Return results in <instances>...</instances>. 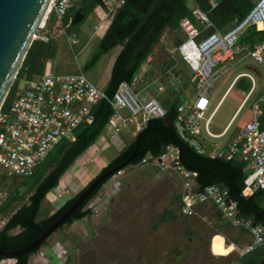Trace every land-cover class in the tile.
I'll use <instances>...</instances> for the list:
<instances>
[{"label": "built area", "instance_id": "1", "mask_svg": "<svg viewBox=\"0 0 264 264\" xmlns=\"http://www.w3.org/2000/svg\"><path fill=\"white\" fill-rule=\"evenodd\" d=\"M125 1L106 0L108 9L105 19L113 16ZM188 2L196 22L190 17L181 21L184 41L175 47L171 55L182 59L193 71L194 88L192 94L188 93V89L184 90L186 99L178 106L175 126L185 141L197 152L205 154L207 150L200 141L201 122L206 119L217 83L234 70L240 56L250 58L264 68V42L254 46L239 42L241 33L248 26L264 23V0H256L248 15L226 32L216 28L209 13L195 0ZM75 4L74 0H52L48 14L54 13L57 17L54 29L51 33L43 30L44 22L34 33L33 39L48 42L58 40L61 35L75 39L76 34L68 35L64 23L65 16ZM209 5L213 9L218 1L209 0ZM173 68L158 72L153 77H148L149 69V72L140 70L131 82L120 84L110 99L115 110L107 126L111 137L102 135L101 143L94 144L96 149L122 144L120 128L140 114L142 122L138 131L145 128L152 118L166 115L159 94L168 88L175 91L182 88L181 79L171 75ZM242 76L252 80L244 98L247 101L256 92V80L249 73H241L236 77L234 86ZM24 81L25 87L11 107L0 110V172L9 178L23 179L33 175L62 140H75L74 130L85 121L91 122L93 106L108 98L105 90L98 88L84 71L61 73L52 60L48 61L42 76L33 81ZM216 156L245 163V196L259 189L264 190V92L260 95L257 93L250 104L249 116L242 122L237 135ZM152 160L158 162L161 170L178 173L182 187L181 212L184 216H197L200 206L213 204L235 228L248 231L251 240L242 248L235 249L238 254L244 255L264 246V225L240 216L238 203L230 198L226 188L211 184L198 190V173L181 163L178 146L170 144L159 157L149 154L142 162L145 164ZM123 171L116 172L112 181ZM118 183L120 181L115 180L114 191L119 189ZM93 205L90 203L89 207L94 212ZM53 250L61 258L68 254V248L61 242L54 244ZM4 262L3 259L0 264Z\"/></svg>", "mask_w": 264, "mask_h": 264}, {"label": "trees", "instance_id": "2", "mask_svg": "<svg viewBox=\"0 0 264 264\" xmlns=\"http://www.w3.org/2000/svg\"><path fill=\"white\" fill-rule=\"evenodd\" d=\"M74 1L75 7L64 18L68 35L78 33L79 26L98 6L95 0ZM195 1L209 13L216 28L226 32L248 15L256 0H217L218 5L213 9L209 5V0ZM80 6H84L86 18L81 23L73 25L72 19ZM186 17L195 21L188 0H126L116 9L111 23L101 39L99 50L83 68L84 72L91 70L105 53L116 46H122L113 66L110 81L105 89L108 98L93 106L91 110L92 121H85L74 130L75 140H62L33 175L23 179L9 178L0 172V192L7 193L6 198L0 204V220L7 218L4 226L0 229V246L6 250H18L31 243L77 199L94 179L129 158L137 144H139L138 153L122 170L143 164V159L149 154L159 157L165 152L168 145H176L180 148L181 163L198 173L196 177L198 190H203L211 184H218L226 188L230 198L237 201L240 216L252 218L255 223L264 225V190L259 189L250 196L243 194L247 176L245 163L219 158L209 152L201 154L178 133L175 126L178 106L185 100L184 90L194 85V73L182 59L172 56L168 57L160 70H151V74L155 75L174 67L171 75L180 78L182 81L180 91L169 88L158 96L166 109V115L152 118L147 126L138 132L135 139L127 144L107 166L103 167L85 188L68 199L59 209L53 213L47 211L46 216L41 218L43 205L48 194L59 187L63 177L76 164L77 160L105 133L109 120L115 113L110 99L113 98L120 84L133 80L152 55L155 47L161 42L166 31L175 34V46L184 41L180 28L181 21ZM56 21L57 17L54 13L48 14L44 21L45 27L42 29L51 33ZM239 42L252 46L263 43L264 28L258 29L256 24L248 26L241 33ZM57 51V40L52 39L47 42L37 39L33 41L2 106L3 110L10 108L18 93L22 91L20 84L23 80L33 81L44 74L48 61L55 60ZM113 175L102 182L55 232L93 215V210L88 206L104 185L112 179ZM181 207L182 205L179 206L180 209ZM176 217L174 209H166L156 226L158 227ZM227 224L234 229L231 223L228 222ZM238 231L241 233L239 236L242 237L241 235L245 230L240 229ZM217 232L222 234V227L217 229ZM223 235L228 243H237V240L231 238L226 232ZM47 241L48 239L33 251L14 258L15 264H29L31 256L36 254ZM3 259L6 258L0 256V261ZM69 260L70 258L67 261ZM228 264H264V246L244 255L237 253L230 258Z\"/></svg>", "mask_w": 264, "mask_h": 264}, {"label": "rangeland", "instance_id": "3", "mask_svg": "<svg viewBox=\"0 0 264 264\" xmlns=\"http://www.w3.org/2000/svg\"><path fill=\"white\" fill-rule=\"evenodd\" d=\"M101 13L104 21L112 20V16L105 19L106 13L103 11ZM99 23L92 13L79 26L75 39L68 40L65 35L59 37L58 51L54 60V66L59 72L83 71L99 50L102 37L101 34L95 33L96 25ZM174 42L175 34L166 31L161 42L143 65V69L160 70L168 57L172 56L171 52L176 47ZM121 50V45L114 47L101 57L95 67L86 72L101 90L106 89ZM247 64L256 67L262 73V79H258L259 91L264 80V68L250 59ZM244 69L245 65L237 66L217 83L211 108L206 115L208 117L223 99L212 118L210 129L213 132L223 131L230 122L228 128L230 133L222 138L225 140L246 119L249 106L257 95L255 92L250 100L244 101L246 94L237 87H233L225 95L234 76ZM25 83L24 80L21 82V89L25 87ZM138 122H142V114L120 128L119 134L124 140L122 144L115 143L104 150L94 147L90 152L85 153V156L83 154L63 177L59 187L48 194L41 218L46 216L47 211L53 213L68 199L78 194L99 174L106 162L115 158L125 145L132 142L138 133ZM103 135L107 138L111 137L110 131ZM99 141L97 143H100ZM94 151L96 155L89 157ZM158 166V162L152 160L124 169L121 176L106 184L90 202L94 204L93 215L75 222L72 226H65L51 235L47 243L31 256L29 264H228L230 258L238 251H235L234 244L225 242L223 235L216 234L218 232L215 225L220 221L217 214H214L215 216L208 214L204 219L191 217L189 224L196 231L192 236L186 233L185 235L194 238L195 246L187 245L183 236L177 241L180 248H183V256L174 258V254H171L169 249L174 243L171 242L170 234L179 236V229L176 225L165 223L158 227L156 225L162 213L171 208V201H177V195L180 194L182 187L178 173L161 170ZM115 180L120 181L118 183L120 186L113 192ZM106 194L112 195L107 197ZM6 196V192H0V204ZM222 220L227 221L226 218ZM6 221L7 218L0 220V229ZM214 234L216 235L213 236L211 244L210 239ZM226 234L237 240L236 245L239 249L247 241L239 236L238 230L231 227L227 228ZM200 236H204L206 240L200 239ZM57 242L68 248L65 258L58 257L54 252L53 246ZM69 258L70 260L67 261ZM4 261V264H15V259H4Z\"/></svg>", "mask_w": 264, "mask_h": 264}, {"label": "water", "instance_id": "4", "mask_svg": "<svg viewBox=\"0 0 264 264\" xmlns=\"http://www.w3.org/2000/svg\"><path fill=\"white\" fill-rule=\"evenodd\" d=\"M52 0H0V110L10 92L17 74L34 41L33 35L44 23ZM98 6L108 9L106 0H95ZM84 6L78 7L72 19L77 25L86 18ZM256 71L255 68H252ZM252 80L242 76L235 87L243 93H248ZM139 151L137 144L134 152L122 164L113 167L94 179L77 197V199L31 243L18 249L6 250L0 246V256L14 259L29 253L46 241L84 201L93 194L94 190L122 168L126 167Z\"/></svg>", "mask_w": 264, "mask_h": 264}, {"label": "crops", "instance_id": "5", "mask_svg": "<svg viewBox=\"0 0 264 264\" xmlns=\"http://www.w3.org/2000/svg\"><path fill=\"white\" fill-rule=\"evenodd\" d=\"M103 11V13H106V9H104V8H102V7H100V6H97L96 7V9L94 10V12H93V14L97 17V19L99 20V24L98 25H96V30H95V33H99V34H101V37H103L104 36V34H105V32H106V30H107V28H108V26H109V24L111 23V20H108V21H104L103 19V17L101 16V12ZM106 16V15H105ZM103 20V21H102ZM258 29H263L264 28V23H262V27H260L259 26V24H258ZM68 40H69V38H67ZM250 58H244V57H242V56H240L239 58H238V61H237V64H236V66H235V68H234V70L236 69V67L238 66V67H241V66H243V65H245V69L244 70H241L240 72H238L235 76H234V78H233V80H232V82L230 83V85H229V87H228V89H227V91H226V93H225V95L228 93V91H230V89H232L233 87H235L234 86V83H235V79H236V77L238 76V75H240L241 73H249V74H251L254 78H255V80H256V92L258 93V95H260L261 93H263L264 92V80H263V84L261 85V87H260V89H259V91H258V79H262V73H261V71L259 70V69H257L256 67H254V66H252V65H249V64H247V61L249 60ZM251 60V59H250ZM53 63H54V60H53ZM252 68H255L256 69V71H254ZM147 70L148 69H143V67H142V69H141V71H146L147 72ZM150 70V69H149ZM149 70H148V72H149ZM79 72V71H78ZM86 73V72H85ZM87 74V73H86ZM153 76H156V74L155 75H152L151 74V70H150V72H149V75H148V77H153ZM194 85H191L189 88H188V93H190V94H192V88H194L193 87ZM169 89V88H168ZM161 94V93H160ZM159 94V95H160ZM185 94V93H184ZM214 94V93H213ZM224 95V96H225ZM246 96V95H245ZM245 98V97H244ZM185 99H186V96H185ZM212 99H213V95H212V97H211V104H212ZM223 100V99H222ZM222 100L220 101V103L222 102ZM220 103L215 107V109L210 113V115L207 117L206 116V119L205 120H203L202 122H201V127H202V132H201V135H200V141H201V143H202V145L206 148V150H207V152H209V153H211L212 155H214V156H216V153L219 151V150H222V149H225V148H227L228 146H229V144L231 143V141L233 140V138L237 135V133H238V131H239V129H240V126L242 125V123L240 124V125H238L237 126V128H235V131L229 136V138L227 139V140H225V139H222L226 134H229L230 133V129H228L229 128V124H230V122L226 125V127L224 128V130L223 131H220V132H213L211 129H210V126H211V121H212V118L214 117V114H215V112H216V110L218 109V107H219V105H220ZM250 107V106H249ZM210 108H211V106H210ZM210 110V109H209ZM249 116V109H248V113H247V117ZM211 117V119H209ZM203 122H204V125H203ZM139 126H140V123L138 122L137 123V129L139 130ZM109 130H108V128L106 129V131L105 132H108ZM139 132V131H138ZM138 134V133H137ZM101 138H102V136L100 137V139L99 140H101ZM120 138H121V136H120ZM123 142H124V140H123ZM100 143H101V141H100ZM100 143H97V145H99ZM94 146V145H93ZM126 146V145H125ZM95 147V146H94ZM94 147H90V149L87 151V152H90L91 151V148H94ZM97 147H95V149H96ZM108 148V147H107ZM106 149V148H105ZM102 150H104V149H102ZM86 152V153H87ZM86 154H84V156H85ZM96 155V153H95V151L94 152H91V155L89 156V157H91V156H95ZM111 161V160H110ZM110 161H108V162H106V164L103 166V167H105V166H107V164L110 162ZM102 167V168H103ZM73 168V167H72ZM101 168V169H102ZM101 169H100V171H101ZM110 182H112V179L110 180V181H108L106 184H108V183H110ZM105 184V185H106ZM104 185V186H105ZM113 192H114V189H113ZM181 194H182V189H181V192H180V194H178L177 195V201L175 202V201H171V203H172V206H171V208L170 209H174L175 211H176V215H177V217L176 218H174V219H172V220H169V221H166L165 222V224L166 225H176L177 226V228L179 229V231H180V234H179V236H175L174 234H170L172 237V240H171V242L172 243H174L172 246H171V248L169 249L170 251H171V254H174L173 256H175L174 258H181L182 256H183V248H180V246L178 245V239H182L183 238V236H184V238L186 239V244L187 245H194V243H196V241L194 240V238L193 237H191L192 235H194V233H195V229L193 228V226L192 225H190L189 224V220L191 219V217H188V216H184L183 214H182V212H181V209L179 208V206L180 205H182V201H181ZM110 195H112V194H106V196L108 197V196H110ZM175 206L177 207V208H175ZM208 214H210L211 216H213L214 214H217V216L220 218V221H218L219 223L217 224V225H215V227H216V229H219V228H221L222 227V231H223V233H225V232H227V228L228 227H231L230 225H228L227 223L229 222V221H225L224 222V220H222V219H225L224 218V216H222V214L219 212V210L217 209V207L216 206H214L213 204H207V205H203V206H200L199 207V214L196 216V218H205V217H208ZM215 216V215H214ZM193 217H195V216H193ZM229 223H231V222H229ZM163 224V223H162ZM196 226V225H195ZM233 226V225H232ZM234 227V226H233ZM196 228V227H195ZM232 228V227H231ZM233 229V228H232ZM234 229H236V230H240L239 228H235L234 227ZM189 230L191 231L190 233H189ZM239 232V235L241 234L240 233V231H238ZM185 233L187 234V235H191L190 237H188L187 235H185ZM223 233L221 234V235H223ZM216 234H220V233H216ZM216 234H214V235H212V237H211V239H210V242H211V244H212V238H213V236H215ZM242 236V239H244V241L245 240H247V241H245L244 242V245L246 244V243H248V242H250V240H251V237H250V235H249V233H248V231L247 230H245V231H243V234L241 235ZM223 237L226 239V237L223 235ZM200 239H202V240H206L205 238H204V236H200ZM238 239V238H237ZM227 240V239H226ZM195 241V242H194ZM227 242V241H226ZM227 244H229L228 242H227ZM232 244H234L235 245V248L236 249H238V247H237V243H232ZM186 245V246H187ZM195 246V245H194Z\"/></svg>", "mask_w": 264, "mask_h": 264}, {"label": "bare ground", "instance_id": "6", "mask_svg": "<svg viewBox=\"0 0 264 264\" xmlns=\"http://www.w3.org/2000/svg\"><path fill=\"white\" fill-rule=\"evenodd\" d=\"M261 25V26H260ZM259 26L262 27V23H259Z\"/></svg>", "mask_w": 264, "mask_h": 264}]
</instances>
